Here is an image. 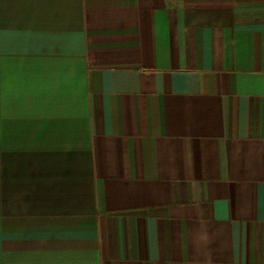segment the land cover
<instances>
[{
	"label": "crops",
	"instance_id": "0c3cea01",
	"mask_svg": "<svg viewBox=\"0 0 264 264\" xmlns=\"http://www.w3.org/2000/svg\"><path fill=\"white\" fill-rule=\"evenodd\" d=\"M0 264H264V0H0Z\"/></svg>",
	"mask_w": 264,
	"mask_h": 264
}]
</instances>
